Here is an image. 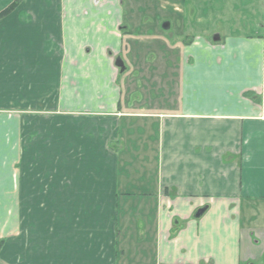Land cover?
I'll use <instances>...</instances> for the list:
<instances>
[{"label": "crops", "instance_id": "crops-1", "mask_svg": "<svg viewBox=\"0 0 264 264\" xmlns=\"http://www.w3.org/2000/svg\"><path fill=\"white\" fill-rule=\"evenodd\" d=\"M88 2L0 16V264H264V14L186 40L172 0L156 52L175 61L125 92L138 35Z\"/></svg>", "mask_w": 264, "mask_h": 264}, {"label": "rangeland", "instance_id": "rangeland-1", "mask_svg": "<svg viewBox=\"0 0 264 264\" xmlns=\"http://www.w3.org/2000/svg\"><path fill=\"white\" fill-rule=\"evenodd\" d=\"M15 1H17V6L22 2V0ZM93 1H96L97 3L88 2L89 4L82 5V11L91 10L112 12L114 15L113 25L114 28L117 29L122 21L120 16L123 10L126 15L124 24L127 26V29L129 28V31H131L127 33L128 37H126L130 38L133 33L138 35L134 37L135 40L132 39L133 41L129 43L131 46H127L124 49L125 52L123 51L122 53L123 58L129 65L128 71L119 79L121 85L128 83L129 87L124 85L125 92L136 90H145L149 92L150 88L145 86V89H141L137 84L139 81H142L143 74L144 76H147V79L151 80L153 73L156 75L158 71L163 72L168 69L170 70V63L168 64V62L175 61V53L171 51L172 45L169 44L171 42L168 43L167 41L168 36L172 37L173 42L177 40L176 43L178 44H181L180 42L185 41V39H191L192 34L196 33H204L215 39L216 36H220L224 31L229 32L236 30L242 19L244 20L242 23L243 25L241 24V26H239L241 30L244 29L245 25H248V21H252L253 24H256L258 19L264 14V8L261 5H258L255 10H245V5H242V3L238 6L235 5L238 0H175L178 4V8L181 7L180 9H182V12L178 14L180 24L182 26H187L188 24L191 25L189 26L190 31L183 29V27H181V29L177 28V31L178 33H181L182 36H184L186 32H189V37H184L185 39L182 40L177 33L174 35L170 34V32L169 34L168 32H165L168 36L167 34L165 35V37H167L164 42L166 41V43H168L167 47L169 46V48L158 53L156 52V46L160 43V39L157 34H160V31L162 30L159 28L160 25H158L160 20L158 21L155 19V15H161V18L169 15V9H174L173 7L175 6H172V0H170V2L169 0H128V2L125 0L123 5L119 0ZM223 8L226 10V13L222 11ZM183 10L186 13H183ZM198 18H201L203 21V26L199 27L200 29H196L194 25V21ZM236 22H238V24H235ZM116 25H118L117 28ZM161 61L163 63H160ZM129 62L131 64H129ZM177 62H179V60H177ZM153 64L158 67L155 66L156 68H154V72L152 69ZM54 87L55 82L53 80L51 81L49 79L46 80V82H40V79L35 78L33 81V100L51 95L50 92L53 91ZM33 106L35 107L34 102ZM7 199L8 197L0 196V217L7 212L5 211L7 209ZM3 242L4 241L0 239V243L3 244Z\"/></svg>", "mask_w": 264, "mask_h": 264}, {"label": "trees", "instance_id": "trees-1", "mask_svg": "<svg viewBox=\"0 0 264 264\" xmlns=\"http://www.w3.org/2000/svg\"><path fill=\"white\" fill-rule=\"evenodd\" d=\"M16 3H17V1H14V3H12L6 10H4V12L2 14H0V16H3L4 14L13 11L17 6ZM0 244H2V243H0ZM0 246H2V245H0Z\"/></svg>", "mask_w": 264, "mask_h": 264}, {"label": "flooded vegetation", "instance_id": "flooded-vegetation-1", "mask_svg": "<svg viewBox=\"0 0 264 264\" xmlns=\"http://www.w3.org/2000/svg\"><path fill=\"white\" fill-rule=\"evenodd\" d=\"M120 1V3L123 5L124 3H125V0H119ZM127 2H128V0H127Z\"/></svg>", "mask_w": 264, "mask_h": 264}, {"label": "water", "instance_id": "water-1", "mask_svg": "<svg viewBox=\"0 0 264 264\" xmlns=\"http://www.w3.org/2000/svg\"><path fill=\"white\" fill-rule=\"evenodd\" d=\"M216 38L218 39V38H219V36H216ZM216 38H215V39H216Z\"/></svg>", "mask_w": 264, "mask_h": 264}]
</instances>
